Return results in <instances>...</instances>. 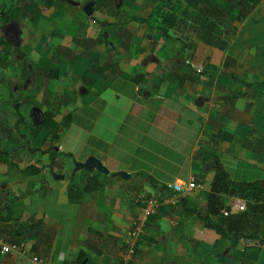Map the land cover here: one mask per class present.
I'll list each match as a JSON object with an SVG mask.
<instances>
[{
    "label": "crops",
    "instance_id": "1",
    "mask_svg": "<svg viewBox=\"0 0 264 264\" xmlns=\"http://www.w3.org/2000/svg\"><path fill=\"white\" fill-rule=\"evenodd\" d=\"M101 1H94L91 17L82 11L81 20L74 13L80 3L37 0L26 20L41 27L42 18L49 24L64 15L70 23L62 30L49 24L50 36L61 38L50 51L31 56L22 50L34 86L20 101L28 78L20 81L15 46L0 55V152L8 155L0 164V236L24 248L22 255H0V264H30L34 257L37 264H120L124 240L143 201L152 196L159 207L146 220L129 264H264V246L233 245L188 213L193 208L206 216L219 169L235 182L264 181V0L245 17L233 9L231 17L217 21L222 49L183 30L172 36L175 40L163 38L141 50L129 39L135 35L119 28L149 26L131 20L143 16L121 17L122 3ZM206 1L221 10L231 0ZM102 3L113 8L110 18L96 25ZM146 3L154 6L141 0L135 7ZM62 4L74 11L59 8ZM106 28L108 34L100 37ZM170 41L178 44L176 52ZM186 58L202 66V73L185 64ZM8 64L19 74L16 82L3 79ZM24 106L39 112H19L21 125L31 122L32 140L15 129V117H8V109ZM45 112L53 115L56 138L38 129ZM89 156L109 173L75 171ZM28 166L40 173L23 177L20 170ZM51 169L65 178L55 179ZM191 179L203 189L176 195L167 188ZM89 180L98 186L82 192ZM234 200L226 198V204ZM22 226L32 229L21 235Z\"/></svg>",
    "mask_w": 264,
    "mask_h": 264
},
{
    "label": "trees",
    "instance_id": "2",
    "mask_svg": "<svg viewBox=\"0 0 264 264\" xmlns=\"http://www.w3.org/2000/svg\"><path fill=\"white\" fill-rule=\"evenodd\" d=\"M103 1V0H102ZM101 1V2H102ZM112 0H107L111 4ZM153 3L154 7L147 17H132L131 20L138 23L148 25V18H153L158 22L159 31L165 39H171V32L182 34L183 30L187 33L192 32L199 35L202 42L215 45V47L223 48L224 43H220L221 30L218 29V20L223 17L230 16L232 10L238 11L239 17H245L251 8H253L259 0H231L227 4V8H221L218 10L215 6L207 4L206 0H148ZM99 4V2L97 3ZM37 5V0H27L23 8H3L0 6V55L9 54L8 49L11 45L5 38V32L7 27H17V21L22 17H26L33 13V8ZM113 8V7H112ZM120 11V10H118ZM233 18V17H232ZM20 35V34H19ZM18 32L16 34L17 42L12 54L16 56L20 69V81L25 80L32 74V70L28 64V59L25 54L19 48ZM4 59L1 58V64ZM9 84V83H8ZM7 84V85H8ZM11 85L9 84L8 87ZM16 117V127L24 122L23 117L20 115L19 110L14 107ZM53 115L50 112H45L42 115V120L38 126V129L44 128L51 135L56 138V125L52 120ZM35 151V150H31ZM8 155L5 152H0V164L1 162L8 161ZM40 168L35 166H28L20 173L23 177L33 176L40 173ZM72 180V178H71ZM94 183L91 180L88 181V185L81 191L89 192L92 190ZM72 189V187H71ZM226 198L240 199L246 204V209L242 213H234L227 217L221 214L224 209H230V206L226 204ZM72 200V199H71ZM190 214H196L203 225L206 228L215 231L221 239L230 242L233 245L239 242L247 241L252 244L264 246V181H252V182H235L228 173L223 169H219L215 172L213 180L211 182L210 191L207 196V213L206 216H199L197 210L190 209ZM39 222H36L38 225ZM32 229V226H22L17 233L21 235L28 233ZM26 238V237H25ZM24 238V239H25ZM11 242H15L11 239ZM244 248H248L246 244ZM243 253L241 257H243ZM82 255H79L78 261L80 262ZM237 262L238 258L235 259Z\"/></svg>",
    "mask_w": 264,
    "mask_h": 264
},
{
    "label": "rangeland",
    "instance_id": "3",
    "mask_svg": "<svg viewBox=\"0 0 264 264\" xmlns=\"http://www.w3.org/2000/svg\"><path fill=\"white\" fill-rule=\"evenodd\" d=\"M50 3L53 2L54 0H48ZM63 1V0H62ZM65 1V0H64ZM89 0H68V3H73V4H78L80 3V9H77V11H74V10H70V9H74L75 7L73 6H68L67 4H62V6L58 5L59 8H62L64 7V9H66V11H74V13L76 14V17H78L79 19H83V16H82V9L81 7L83 5H85ZM93 1H96V0H93ZM61 2V1H60ZM116 3H122L121 4V7L125 10L123 12V14L121 15V17H127L128 19V16L129 15H136V16H143V17H147L148 16V12L150 11L151 9V5L146 3L147 5L146 6H143L144 8H137L135 7V4L136 2L140 3L141 0H115ZM27 3V0H0V6L3 7V8H18V9H22L24 4ZM152 3V2H151ZM55 4H57L55 2ZM153 4V3H152ZM43 6V5H42ZM130 6H133L135 8H133V10H127L128 7ZM47 4L45 5V8H47ZM154 7V6H153ZM152 7V9H153ZM112 8L111 6L109 5H105V3H102L98 8H97V14L94 15V18L96 19V25H99L100 22H103L105 21L106 19L105 18H110L109 17V11H111ZM135 10V11H134ZM49 11L48 9H45V12ZM108 12V13H107ZM43 20H45V22H42V25L41 27L40 24L38 26V21H34V22H31L29 20H26L24 17H22L20 20H18L16 23L19 27V29H21L22 31V35L20 37V41H21V44L20 45V48L21 50H23L26 54H31V56H36L37 54H42L45 50L46 52H48V50L50 51L51 48H53V45H55L58 40H60L61 38H52L53 36L51 35L50 36V32L49 30L52 28L51 26H49V24H52L53 26L55 25L56 26V23L60 24V27L59 29L62 30L66 25H62V24H65V23H70L69 20H67L66 16L64 18V15L63 17L61 18V21H57V20H54V19H51L49 24L46 22L48 20L42 18ZM120 21H122V19H120ZM93 23V22H92ZM121 23V22H120ZM157 21H150L149 22V26H142V27H137V28H131L129 25H125L124 26H121L119 28V31L122 33V32H126V31H129L132 35L134 34L135 37H131L129 36V39H131L132 43L134 42L136 45V48L138 47V49H142V48H147L149 46H152V48H154L155 46H157V44H159V41L161 39H163L164 37H162L160 31L158 30L157 28ZM62 26V28H61ZM57 28V26H56ZM100 28V26H98V29ZM93 31V30H92ZM109 32L108 31V28H106L104 30L103 33H101L100 35V31L98 32V34L100 35V37L102 38H105L104 36L107 35ZM89 33L91 35V28L89 30ZM94 34V33H92ZM171 35V39L175 40L174 36L175 33L174 32H171L170 33ZM174 36V37H172ZM40 40V42H38ZM177 40V39H176ZM164 41V39H163ZM179 41V40H178ZM50 43V46L46 47L47 46V43ZM180 43V41H179ZM182 43V42H181ZM185 43V42H183ZM10 44V43H9ZM12 47L16 46V44H10ZM40 45V46H39ZM42 45V46H41ZM39 46V47H38ZM178 46L177 43H175L174 41H170L168 43V47L169 48H173V51L176 52V47ZM133 48V47H132ZM180 48H182L180 46ZM10 52L12 51L11 48H9ZM184 61V60H183ZM186 61H189L190 60L188 58H186ZM191 63V62H190ZM186 64V63H185ZM202 67V66H201ZM199 67V68H201ZM89 70L91 69V66L89 65L88 66ZM202 71H203V68H201ZM202 73V72H201ZM18 73H17V70L15 68V66L13 64H8V66L6 67L4 73H3V79H6V80H13L14 82L17 81L18 79ZM2 77V76H1ZM34 80V79H33ZM33 80L32 78H28V80L25 82L24 84V89H23V94L21 93L20 96L18 95V98H19V101L22 99V96L24 97L25 93L27 92H24L26 90H30L31 87H33ZM1 82V80H0ZM2 85V83H0V86ZM26 89V90H25ZM5 91H6V96H7V99L8 100H12V98H10L8 96V94L10 93V88L8 86L5 85ZM21 98V99H20ZM4 99V98H3ZM22 106V105H21ZM9 113H12L11 116H8V117H15V115H13V109H8ZM19 112H23V113H29V114H38V110L35 109V108H27L26 106H24L22 109L20 108V111ZM15 113V111H14ZM16 119V117H15ZM16 121V120H15ZM29 123V121H28ZM25 124V125H17L18 126V130L26 135V139L27 140H32L34 139L33 136L35 135H32L31 132L33 130L31 126V122L29 124ZM23 124V123H22ZM30 129V130H29ZM46 130L43 128V131ZM30 132L31 135L28 136V133ZM38 133H42V131L40 130H37ZM31 144V142L29 143ZM26 145V144H25ZM263 261H264V256H263Z\"/></svg>",
    "mask_w": 264,
    "mask_h": 264
},
{
    "label": "built area",
    "instance_id": "4",
    "mask_svg": "<svg viewBox=\"0 0 264 264\" xmlns=\"http://www.w3.org/2000/svg\"><path fill=\"white\" fill-rule=\"evenodd\" d=\"M185 63L190 65L195 70L196 74H201V68L193 66L189 61H186ZM203 187V184L195 182L194 179H191L187 182L174 181L173 183L167 185V188L176 195L189 193L194 190H201ZM140 200L142 199H137V202H140ZM158 207L159 203L153 196L148 197L143 201V206L135 218L134 226L124 240L120 264H129V262L132 260L135 254L137 241L144 230L146 220L155 214ZM245 209V202L240 199H235L230 205V209H224L221 211V213L223 216L227 217L234 213H242L245 211ZM23 253L24 248L21 245L11 243L6 237L0 236V255H22ZM29 263L37 264L39 261L34 257L29 260Z\"/></svg>",
    "mask_w": 264,
    "mask_h": 264
},
{
    "label": "water",
    "instance_id": "5",
    "mask_svg": "<svg viewBox=\"0 0 264 264\" xmlns=\"http://www.w3.org/2000/svg\"><path fill=\"white\" fill-rule=\"evenodd\" d=\"M94 5L95 2L93 0L88 1L83 7L82 11L87 17H91L94 12ZM116 8L119 7L118 4L115 5ZM19 46V43L18 45ZM74 170H85V171H93L96 170L97 172L108 174L109 171L105 168V166L102 164L100 160L95 158L94 156H89L84 162L76 163ZM50 173L53 175L55 179L63 180L65 177L63 175H57L53 172V170H50ZM118 176L122 178H127L128 175L124 172L117 173ZM245 244H250L249 242L245 241Z\"/></svg>",
    "mask_w": 264,
    "mask_h": 264
},
{
    "label": "flooded vegetation",
    "instance_id": "6",
    "mask_svg": "<svg viewBox=\"0 0 264 264\" xmlns=\"http://www.w3.org/2000/svg\"><path fill=\"white\" fill-rule=\"evenodd\" d=\"M15 27L9 28L7 27V30L5 32V38L7 40L8 43L14 44L17 42V38H16V34L19 31L16 27V25H14Z\"/></svg>",
    "mask_w": 264,
    "mask_h": 264
}]
</instances>
